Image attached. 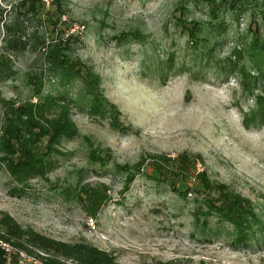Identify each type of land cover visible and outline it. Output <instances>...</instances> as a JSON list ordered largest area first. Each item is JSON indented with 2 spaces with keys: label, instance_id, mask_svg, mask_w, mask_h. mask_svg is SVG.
Listing matches in <instances>:
<instances>
[{
  "label": "rangeland",
  "instance_id": "obj_1",
  "mask_svg": "<svg viewBox=\"0 0 264 264\" xmlns=\"http://www.w3.org/2000/svg\"><path fill=\"white\" fill-rule=\"evenodd\" d=\"M19 1L0 0V51L5 46L2 25L15 16L28 31L35 27L45 32L40 17L49 16V0L36 17L19 10ZM64 2L66 15L57 23L58 31L79 36L73 56L99 76L102 95L120 111L119 121L128 130L115 129L109 116L88 112L86 101L79 98V79L60 86L45 73L41 96L49 93L68 101L78 134L61 140L59 152L50 155L47 181L33 178L20 193L12 194V177L0 165V218L8 213L20 226L57 241H85L112 253L119 264H264V119L256 125L249 121V127L244 120L255 107L247 86L256 94L264 79L247 55L238 58L233 52L252 39L249 12L236 22L228 11L220 32L207 34L203 24L194 48L177 22L179 0ZM196 5H189L187 19L206 23L205 5ZM256 18L263 40L264 22ZM129 32L140 37L121 36ZM40 54L29 42L8 53L12 71L0 82L1 99L15 104L37 100L30 96L25 74L43 69ZM2 110L0 103V116ZM88 137L110 149L108 163L102 166L88 158ZM184 153L199 157L192 176L205 170L211 181L252 203L259 223H252L245 242L234 245L237 235L216 216H207L205 225L204 216L195 222L203 194L197 193L193 180L174 178L176 189H188L182 197L153 176L150 162L122 191L124 174L115 165H132L149 154L174 158ZM77 182L108 185L110 198L96 218L90 219L77 200L62 193L72 192Z\"/></svg>",
  "mask_w": 264,
  "mask_h": 264
},
{
  "label": "trees",
  "instance_id": "obj_2",
  "mask_svg": "<svg viewBox=\"0 0 264 264\" xmlns=\"http://www.w3.org/2000/svg\"><path fill=\"white\" fill-rule=\"evenodd\" d=\"M203 3L209 20L204 23L194 19H187L186 13L191 12L190 4ZM51 5L49 16L44 18L45 24L42 34L35 27L29 31L19 16L13 17L9 23L2 25L5 29V46L0 51V82L7 73H11V61L8 53L28 42L33 52L41 51L44 67L38 73L29 71L25 74L26 82L31 85V97H37L36 101L28 99L26 102L15 104L12 100L1 99L0 103L4 110L0 116V165L10 174L14 186L11 187L12 194L20 193L33 178H40L47 181L48 173L52 168L50 155L58 153V146L61 140L74 138L78 134V128L71 118L69 103L65 98L53 97L49 93L42 95L45 73L51 74L58 81L60 86H66L72 81L79 79L83 86L80 100H85L88 112L97 117L109 116L112 125L120 131H127L119 121L120 111L109 103L102 95L100 78L89 65L82 63L78 57H74V46L80 42L79 36L75 33L64 35L58 31V24L61 17L66 15L64 0H49ZM189 4V5H188ZM44 0H21L16 7L26 14L31 12L33 16L40 14L38 10L44 7ZM179 12L177 19L181 34H186L194 48L197 47L199 36L203 32V24L206 25L207 34L224 30L225 14L232 13L234 20L238 22L239 16L249 12L251 17L250 25H254L252 39L249 44H243L239 50H234V56L240 58L247 55L252 61L254 68L264 79L261 67H264V39L260 37V25L256 16L261 17L264 22V0H179L176 5ZM39 18V20H40ZM251 28H249L250 31ZM46 30L50 34H46ZM28 31V32H27ZM45 33V34H44ZM133 35L137 39L139 34L132 32L121 36ZM137 35V36H136ZM245 75V70L241 69ZM248 91L253 94L255 107L245 114V126L249 127V121L254 124L264 119V87L260 92L254 91L248 86ZM88 145V158L100 165H105L112 159L109 148H100L88 137L85 138ZM147 158H150L148 161ZM199 157L192 154H180L170 158L165 154H149L141 157L132 165L117 164V172L124 174L123 190L129 189L135 176L142 173V167L150 162L151 173L157 180L166 181L173 192L186 197L188 189L183 193L176 189L174 178L182 182L193 180L194 188L201 197L198 208L194 211V220L199 223L200 216H216L218 220L225 222L232 227L236 237L233 244L246 241V234L252 228V223L257 224L254 208L249 199H245L234 191H230L223 183H215L210 180L205 170L195 171V165ZM150 173V174H151ZM179 177V178H178ZM191 184V183H190ZM189 188V187H188ZM107 184L88 185L77 182L72 192H62L77 200L83 207L86 216L96 218L97 214L105 206L110 198ZM213 193H216L215 195ZM197 201V200H196ZM203 205V206H202ZM0 239L9 244L13 250L6 253L0 248V264H20V252L29 257L38 259L42 264H119L115 262L114 255L110 252L100 250L94 245L78 242H61L52 237H45L31 228H24L8 213L0 218ZM124 264V263H121ZM152 264H171V261L157 262ZM196 264H208L198 262Z\"/></svg>",
  "mask_w": 264,
  "mask_h": 264
},
{
  "label": "built area",
  "instance_id": "obj_3",
  "mask_svg": "<svg viewBox=\"0 0 264 264\" xmlns=\"http://www.w3.org/2000/svg\"><path fill=\"white\" fill-rule=\"evenodd\" d=\"M0 248L2 250H4L6 253H9L10 251L13 250V248L11 246H9L8 244L2 242V240L0 239ZM20 261L19 263L22 264L23 261H27L30 264H42L38 259H34L32 257H29V255H26L24 252H20Z\"/></svg>",
  "mask_w": 264,
  "mask_h": 264
}]
</instances>
